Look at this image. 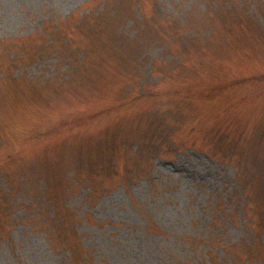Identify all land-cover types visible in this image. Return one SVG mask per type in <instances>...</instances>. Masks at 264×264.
<instances>
[{
  "label": "rangeland",
  "instance_id": "rangeland-1",
  "mask_svg": "<svg viewBox=\"0 0 264 264\" xmlns=\"http://www.w3.org/2000/svg\"><path fill=\"white\" fill-rule=\"evenodd\" d=\"M0 264H264V0H0Z\"/></svg>",
  "mask_w": 264,
  "mask_h": 264
},
{
  "label": "trees",
  "instance_id": "trees-1",
  "mask_svg": "<svg viewBox=\"0 0 264 264\" xmlns=\"http://www.w3.org/2000/svg\"><path fill=\"white\" fill-rule=\"evenodd\" d=\"M8 208V207H7Z\"/></svg>",
  "mask_w": 264,
  "mask_h": 264
}]
</instances>
